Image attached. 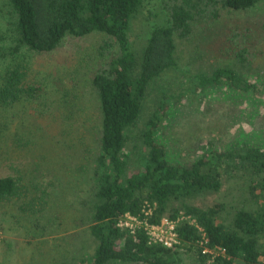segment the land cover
<instances>
[{
	"label": "trees",
	"instance_id": "trees-1",
	"mask_svg": "<svg viewBox=\"0 0 264 264\" xmlns=\"http://www.w3.org/2000/svg\"><path fill=\"white\" fill-rule=\"evenodd\" d=\"M159 1L160 12L148 10L147 0H1L0 59L8 60L0 73V143L11 141L9 153L30 163L0 174V205L11 203L15 220L26 218L44 235L65 227L72 213L82 242L65 247L62 264H189L190 252L194 263L212 264L203 233L210 248L225 249L215 264H264L261 0ZM93 33L102 35L99 67L88 77L71 75L72 90L52 105L42 99L47 111H40L33 102L45 87L25 53H51L69 36ZM230 98L239 103L229 106ZM20 104L47 118L50 144L68 147L75 165L41 164V124L20 119ZM91 107L92 123L83 115ZM216 112L226 115L225 129L245 128L228 147L218 124L221 134L198 135L199 114L211 129ZM191 114L199 120L195 143L175 149L173 126ZM147 205L151 223L183 217L177 246L118 225L127 212L143 216Z\"/></svg>",
	"mask_w": 264,
	"mask_h": 264
},
{
	"label": "rangeland",
	"instance_id": "rangeland-1",
	"mask_svg": "<svg viewBox=\"0 0 264 264\" xmlns=\"http://www.w3.org/2000/svg\"><path fill=\"white\" fill-rule=\"evenodd\" d=\"M147 3L149 8L148 10L160 12V7L158 5L160 3L159 0H147ZM259 8L264 11V0L260 1ZM5 9L6 6H3V3L0 0V25L2 27H5L6 24V21L3 19V15L6 13ZM101 39L102 35L99 33H93L83 38L69 36L63 40L57 50L51 53H25V58L28 60L26 63L30 66L32 73L36 74L37 79L40 80L45 87V91L41 99L38 102H33L38 106L40 111L46 110L45 106L41 105L42 99L43 101L45 100L48 105H52L54 102L53 99L57 98L58 100H62L64 98L63 94L67 93L65 91L72 90L73 85L70 82L71 75L80 77L82 73H84V75L87 74L88 77L89 73L99 67L101 58L97 55L96 49L100 44ZM7 60L0 59V73L3 71V66H5V61ZM107 60L108 59H106V61ZM78 70L80 72H77ZM84 84V82H81L80 87H83ZM220 94L221 93H219L218 98H221ZM225 102L229 106L234 102L239 103V101L232 100L231 98ZM186 103L188 107H194L195 105V101L193 100L186 99L185 104ZM19 106L25 109V111L21 114L20 119L26 118V124L28 126L36 128L39 124H33L37 122L41 124L39 125L40 129L36 132V134L40 132V143L43 144L40 145V150L37 152L39 156L36 154L37 157L42 158L41 164H43L45 168L49 163L63 168L65 164L71 163L70 161L73 156H71V159H68V156L66 157V148L68 147L61 142L50 144L45 131L49 124V122H46L47 118L42 120L40 116L43 117L44 115L42 113H35L33 106H28L26 109L25 106L20 104L17 106V109ZM222 112H220L221 114L218 116L217 112L214 116L212 115L214 119H217V122L216 124L212 123L211 129H208L209 117L202 114H199L198 116L202 119V122H199L193 114L183 119L182 122H176L173 126L175 136L172 141V144L175 145V149L188 147L195 143L193 137H191L195 131L194 121L196 123L198 121L203 128L198 133V135L202 138L211 136L214 131H216V134H221V132L216 129L217 127L214 128L218 124L224 131L222 143H224L225 147H228L232 142L240 139L242 137L241 133L242 131H245V128L241 126L235 131L225 129L226 127L224 126L227 125L226 115ZM83 115H86L87 119L90 120V123L97 118V113L92 107L89 108V110H86ZM31 118L34 120H31ZM39 119H41V121ZM14 120L16 122L19 121L18 117ZM43 125L46 127L41 129V126ZM53 131L54 128L51 132ZM92 139L95 141V136H93ZM90 142L93 143L91 140ZM10 148L13 149V143H11V141L7 140L6 142L0 143V174L13 173L14 171H12V169L18 163H24L27 161L30 163V160L27 157H22L20 160L14 158V156H17L18 152L11 154L9 153ZM73 162L71 164L75 165V160ZM13 212L14 210L11 203H8L7 205H0V224L4 226V228H2L0 225V264H62L61 258L66 252L65 247L70 248L71 246L69 243L75 244L80 241V238H76V235L74 234L75 230L71 228L72 213L68 216V211L65 216V222L67 225L62 228L55 226L51 230L50 234L45 235L41 229H31V225L33 224L30 225V223L26 221V218L19 216L17 219H21V222L15 220ZM63 215H65L64 212ZM188 256L192 258L190 259L189 264H197L194 263L196 255L193 254V252H190ZM183 257L188 260L186 254H183ZM209 261L212 264L216 263L215 259L211 257L209 258ZM237 264H243V261H238Z\"/></svg>",
	"mask_w": 264,
	"mask_h": 264
},
{
	"label": "built area",
	"instance_id": "built-area-1",
	"mask_svg": "<svg viewBox=\"0 0 264 264\" xmlns=\"http://www.w3.org/2000/svg\"><path fill=\"white\" fill-rule=\"evenodd\" d=\"M143 216L134 215L129 212L120 216L118 225L127 228L131 234L136 231L143 230L149 238V243H160L165 247L173 248L180 242L179 234L177 231V223L180 219L176 220L164 217L159 223H151L148 218L152 213V208L147 205L143 208ZM202 231V228H200ZM200 246L203 254H211V258L225 254V249L222 247L210 248L208 246V239L205 234H202L200 239Z\"/></svg>",
	"mask_w": 264,
	"mask_h": 264
}]
</instances>
